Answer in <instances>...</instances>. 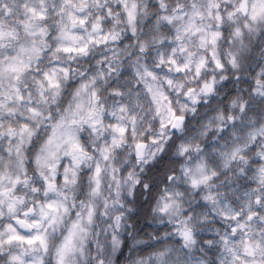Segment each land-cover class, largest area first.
I'll return each instance as SVG.
<instances>
[{
  "label": "clouds",
  "instance_id": "obj_1",
  "mask_svg": "<svg viewBox=\"0 0 264 264\" xmlns=\"http://www.w3.org/2000/svg\"><path fill=\"white\" fill-rule=\"evenodd\" d=\"M26 3L47 9L44 35H35L42 22L26 10ZM217 3L222 21L215 19ZM254 5L260 6L257 0H99L97 7L91 0L87 6L64 0L44 4L0 0V29L11 33L0 40V61L8 63L34 39L48 45L40 60L33 62L26 82L19 85L25 99L31 91L33 101L37 100L31 77L41 78L38 67L71 71L50 105L55 118L78 99L82 83L101 71L107 73L109 65L113 70L106 82L97 76L94 107L101 124H84L77 132L86 159L75 184L61 182L56 192L45 195L35 165L39 147L47 139L43 125L33 137L37 146L24 145L19 164H9V159L17 160L16 153L9 154L7 145L2 146L6 159L0 169V264H220L221 256H228L220 239L230 236L225 215L243 208L238 197L245 191L259 194L257 190L264 188L259 183L264 169V16L252 18ZM70 7L88 19L86 29L68 26L82 37L75 46L87 44L86 56L57 52L62 43H70L60 40L59 30ZM125 9L133 11L132 20ZM146 70L156 79L149 76L142 82L136 73ZM145 83L159 93L165 109L170 107L183 118L175 128L161 127L162 119L167 122L165 112L157 114ZM115 89H122L124 95L114 97ZM117 100L128 105L126 119L119 123L129 128L119 147L112 144L109 127L118 122L110 114ZM132 115L135 135L127 119ZM137 144L144 148L138 151ZM63 163L67 166L69 161ZM96 180L99 189L94 194ZM54 200L61 208L50 224L39 210ZM13 202L15 210L10 211ZM35 222L40 228L28 227ZM9 224L26 239L37 233L45 236L47 250L39 244L7 243L14 234L8 231ZM74 224L83 231L76 229L73 249L62 259L59 250ZM185 229L192 233L191 241L179 234Z\"/></svg>",
  "mask_w": 264,
  "mask_h": 264
},
{
  "label": "snow or ice",
  "instance_id": "obj_2",
  "mask_svg": "<svg viewBox=\"0 0 264 264\" xmlns=\"http://www.w3.org/2000/svg\"><path fill=\"white\" fill-rule=\"evenodd\" d=\"M30 3L36 2V0H29ZM69 5H75L76 3L84 4L87 6L88 0H64ZM45 0H39V4H44ZM92 7H97L99 0H91ZM259 7L253 6V19L258 16H264V0H257ZM26 10L33 15L36 19L42 22L39 27V31L35 35H44L45 30L43 24L47 22L48 17L45 15L47 9H41L38 6L28 7L25 4ZM217 12L215 19L217 21L223 20V15L219 12L220 4L216 5ZM130 20L133 19V11L125 9ZM111 6L108 7V14H111ZM89 15H92L91 9ZM231 14H229V17ZM169 23L172 22L170 17H165ZM75 29L77 25L81 29H86L88 26V19L84 15H76L75 11L70 7L67 11L65 20L59 25L61 32V41H68L70 43L61 44L57 48V52H63L68 56H86L88 54V46L84 44L82 46H75L76 42L82 37L75 31L69 30ZM97 25H93V31L96 30ZM5 35H11V33H5L0 29V40H3ZM106 40L107 38L104 37ZM115 39V37H113ZM179 39V37H177ZM48 47L47 43L43 39H34L26 46L22 47L20 51L10 58L8 63L0 61V169L5 166V154L3 145H7L8 153L15 151L17 160L12 161L9 159V164H19L22 156L24 145L29 144L35 148L38 144L37 140L33 137L37 135V127L43 125L48 129L46 132L47 139L39 147V153L35 157V165L41 171V180L46 188L45 195L48 192H56L57 185L63 182L67 184H75L77 181V170L86 159V154L80 143V139L77 137V132L84 124H88L90 127H95L101 124L99 119V111L94 107L97 98V90L99 80L97 78H103L106 82L107 75L112 73V66L109 65L108 72L101 71L97 76H93L88 82H84L80 85L77 91V100H74L73 104H70L68 109L64 111L58 119L52 115V109L50 105L56 102V98L60 96L63 91L64 81L71 78L70 69L58 67L51 70L37 68V71L41 72V78L31 77L37 88V100L34 102L32 97L33 93L28 92L27 100L25 99V93L21 90L19 85L26 82V76L32 71V64L34 61H38L41 55ZM174 51V50H173ZM3 54L0 53V56ZM55 55V54H54ZM160 62L164 63V54L161 53ZM169 63H174L173 60H169ZM220 65L217 64V67ZM180 71L181 69H177ZM136 75L145 81V77H156L150 71H145L141 74L137 71ZM8 82V87L5 88V81ZM145 87L148 92L153 95V101L157 104V114L161 111L165 112L166 121L161 120V127L167 128L169 126L175 128L178 122H182V117L171 111V108L165 107L160 103L159 93L153 91V87L150 84L145 83ZM114 97H121L124 95L122 89H115L112 92ZM139 94H136V105L139 106ZM128 109V105L115 101L113 105V111L110 113L118 121L115 124H111L110 130L112 133V144L116 147L120 146L121 141L129 135V128L119 121L125 120L123 115ZM119 112L121 115L116 116ZM13 116L17 118L13 120ZM132 125L131 134L135 135V116L130 118ZM48 120L52 123L49 125ZM157 143L155 139L152 141ZM137 150L144 148V145L137 144ZM105 151H111V149H105ZM107 159V155L104 157ZM67 159L69 161L66 166L63 161ZM62 170V172H61ZM100 168H96V177L100 175ZM95 179V178H94ZM206 179V178H205ZM16 182H19L17 176ZM259 183L264 185V169H261L259 176ZM196 181H193L195 186ZM99 189V181L96 180V189L93 190L94 194ZM33 191L38 189L33 188ZM259 194L253 191H245L238 199L242 200L243 208L239 211H235L233 215H225V219L229 220L228 234L222 236L221 243L223 244L228 256H221L220 264H264V188L257 190ZM0 195H3L0 193ZM168 205H165V210ZM61 204L60 201L54 200L50 203L43 205L39 214L42 219H49L50 224L55 223L59 216ZM10 211L15 210V202L9 205ZM243 209H246L244 211ZM35 209H30L29 212H34ZM66 211V209H65ZM26 212L25 215H28ZM92 212L88 213V219L91 221ZM17 224L23 225L24 221L17 220ZM40 223L28 225L29 228H40ZM76 229L83 231L78 224L73 225V231L66 238L63 247L59 250L61 258L64 255L70 253L74 246V238L76 235ZM8 231L14 233L8 236L7 243L13 242L26 243L28 245L39 244L45 250H47V239L45 236L37 233L31 238H25L20 235L16 228L11 224L8 225ZM181 237L187 242L192 240V233L185 229L181 230ZM214 243V242H213Z\"/></svg>",
  "mask_w": 264,
  "mask_h": 264
}]
</instances>
